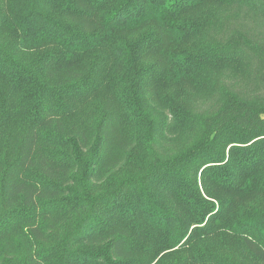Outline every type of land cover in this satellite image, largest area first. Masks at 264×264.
<instances>
[{"label": "trees", "instance_id": "16d2710c", "mask_svg": "<svg viewBox=\"0 0 264 264\" xmlns=\"http://www.w3.org/2000/svg\"><path fill=\"white\" fill-rule=\"evenodd\" d=\"M0 264H264V0H0Z\"/></svg>", "mask_w": 264, "mask_h": 264}]
</instances>
